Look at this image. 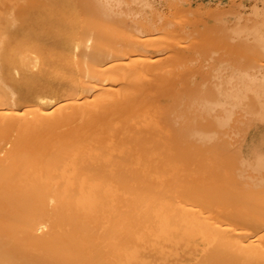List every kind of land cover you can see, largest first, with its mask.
<instances>
[{
    "label": "bare ground",
    "instance_id": "bare-ground-1",
    "mask_svg": "<svg viewBox=\"0 0 264 264\" xmlns=\"http://www.w3.org/2000/svg\"><path fill=\"white\" fill-rule=\"evenodd\" d=\"M126 2L0 0V264H264V8Z\"/></svg>",
    "mask_w": 264,
    "mask_h": 264
},
{
    "label": "rangeland",
    "instance_id": "rangeland-1",
    "mask_svg": "<svg viewBox=\"0 0 264 264\" xmlns=\"http://www.w3.org/2000/svg\"><path fill=\"white\" fill-rule=\"evenodd\" d=\"M125 2H126V0H124ZM130 1H132L131 2V5H129V3H130ZM134 1H136V2H138V3H136L135 2V4L136 5H138V6H132V4L134 5ZM146 1V2H145ZM152 0H150V2H151ZM154 1V0H153ZM156 1V0H155ZM240 1V2H239ZM261 0H236V2L237 3H235L236 5H238V8H237V6L235 5L234 6V8L233 9H238V16H240V18H242V19H247L248 21H251V22H253V21H256V19H257V22H258V20L260 21V17H257L256 16V14H255V12H256V10L257 9H255L257 6L261 9V8H264V0H262L263 2H260ZM140 2H142V4L141 3H139V1L138 0H129V2H128V0H127V2H126V5H127V3H128V5H129V14L127 15V17L126 18H129V19H131L132 17H134V19H137L136 17H139L138 18V21H139V19L142 21V18L144 19V17L146 18V15H147V13H148V11H149V8H148V6H149V2H148V0H140ZM145 3V4H144ZM241 3V4H240ZM216 3H214V5H215ZM147 7H146V6ZM141 6H143L142 7V10H141ZM240 6V7H239ZM262 6V7H261ZM257 7V8H258ZM131 8L133 9V10H131ZM140 8V9H139ZM258 8V10H260ZM134 9H137L136 11L134 10ZM262 10V9H261ZM139 13H138V12ZM131 12H133V14H136V15H133L132 16V13ZM130 13H131V15H130ZM142 14V15H141ZM140 15V16H139ZM144 15V16H143ZM129 16V17H128ZM131 17V18H130ZM133 19V20H134ZM253 21H252V20ZM128 20V19H127ZM132 20V19H131ZM262 64H264L263 62H262ZM261 64V68H262V66H264V65H262ZM206 65H208V63L206 64ZM209 66V65H208ZM208 66H206V67H208ZM206 67H204L203 69H205L206 71L208 70V68H206ZM260 67V66H259ZM260 68V69H261ZM264 68V67H263ZM263 68L261 69V70H263ZM204 70V71H205ZM237 113H239V114H237V117L239 118V120H242V119H244L245 120V118H247L246 117V113L244 114V112L242 113V111L240 112V111H238ZM245 116H244V115ZM243 116H244V118H243ZM240 117L242 118V119H240ZM264 118V117H263Z\"/></svg>",
    "mask_w": 264,
    "mask_h": 264
}]
</instances>
